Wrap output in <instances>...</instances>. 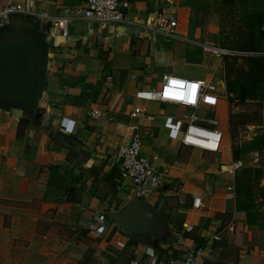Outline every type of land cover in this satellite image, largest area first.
<instances>
[{
  "label": "crops",
  "instance_id": "obj_1",
  "mask_svg": "<svg viewBox=\"0 0 264 264\" xmlns=\"http://www.w3.org/2000/svg\"><path fill=\"white\" fill-rule=\"evenodd\" d=\"M18 1L31 12L47 13L50 19L16 15L7 24H36L47 39L48 55L35 113L25 115L0 105V264H48L51 242L63 245L68 241L65 232L58 233L57 229L72 227L101 248L97 247V251L114 250L123 264H181L199 244L203 251L199 264H264V230L249 227L241 217L242 235L238 229L235 235L219 231L224 227L219 216L234 200V177L239 168L236 163L240 161L232 160L224 83L225 96H208L198 111L204 119L218 121L223 134L218 153L186 147L174 139L175 128L182 124L179 119L183 108L134 96L158 87L164 75H185L164 70L162 60L165 55L169 60L172 54V49L165 52L169 38L154 33L152 27L159 12L174 13L179 25L183 23L186 0H133L125 22L112 27H87L83 20L67 23L69 11L77 8L81 0ZM4 2L0 0V8ZM64 28L66 36L62 35ZM153 77L157 78L151 83L149 78ZM136 106L145 115H155L153 122L144 120L152 137L145 140L143 155L150 160L157 156L153 166L163 173L162 184L151 187L144 198L136 197L131 185L121 181L108 162L128 140L126 126L132 121L129 113ZM93 112L100 116L93 117ZM261 115L260 126H246L259 130L253 137L264 135V103ZM168 118L173 119L171 125ZM20 119L28 120V124L19 138ZM50 135L57 138L51 140ZM67 137L85 140L87 147L95 149V158L104 160L103 170L121 200L119 210L110 200L112 189L105 185L91 192L82 191V197L72 202L47 200L50 174L44 157L48 152L64 153ZM202 154L213 155L214 160L207 161ZM195 197L201 199L199 209L192 206ZM136 198L140 203L137 217L127 227H121L113 215ZM53 211L57 217L51 214ZM99 215L106 217L107 225L94 238L89 233L98 227L95 219ZM127 241L135 242L131 259L124 250ZM36 244H42L38 252ZM37 256L47 259L37 261Z\"/></svg>",
  "mask_w": 264,
  "mask_h": 264
},
{
  "label": "rangeland",
  "instance_id": "obj_2",
  "mask_svg": "<svg viewBox=\"0 0 264 264\" xmlns=\"http://www.w3.org/2000/svg\"><path fill=\"white\" fill-rule=\"evenodd\" d=\"M257 0H186V11L183 23L179 25V34L186 35V37H196V41L207 43L213 47H220L229 50L245 49L249 47L251 40L254 42V32L251 27L245 25L246 17L254 14ZM170 45L165 52L172 49V54L168 55V59L164 56V70H171L179 73H185L186 78L192 77H205L208 78L213 75L215 82V90L211 93L214 96L224 95L223 90L225 83L228 79H246L248 76L253 75L251 70L253 66L245 59L234 58L231 56L219 59L216 56H211L204 53L199 46H192L182 42L175 41V39H168ZM176 42V46L174 47ZM173 44V47L171 45ZM260 47L264 48V39L260 42ZM170 51V52H171ZM237 51V50H236ZM166 61V62H165ZM157 68L153 70L155 73ZM157 77L149 78L151 83ZM226 94V93H225ZM227 97V96H226ZM236 103V101H233ZM234 112L241 111L248 108L250 111L253 107L246 104H238L233 106ZM144 106V105H143ZM151 108V105H150ZM252 126V125H249ZM254 127V126H253ZM259 130H252L249 127H242L238 133L237 144L240 146L241 155L238 165V170L250 167L263 170L264 176V150L257 149L258 145L255 143L257 137H253V133H258ZM253 138V140H251ZM66 150L60 155H53L48 152L44 157L46 167L55 165L59 167L60 173L68 176L70 184L78 182L76 197H82V191H93L100 189L103 185L112 189L110 200L114 201L116 210H119L121 200L116 197L117 188L113 183L108 181L107 176L103 170L104 160L95 158V149L87 147L85 140L74 137H69L64 140ZM36 152V151H35ZM34 153V152H33ZM258 153V154H256ZM94 154V156H93ZM208 156V157H207ZM203 159L213 161L215 156L202 154ZM264 177L259 182V186L252 188L254 195L253 212L258 215L257 223L264 224ZM89 184V185H88ZM88 190H87V189ZM262 188V190H259ZM79 192L81 194H79ZM86 193V192H85ZM85 195V194H84ZM115 198H117L115 200ZM64 196L49 197L47 200L53 203H60L63 201ZM243 203V198L239 199ZM236 201H229L227 203V210L224 214L219 216L221 223L220 233L232 232L235 235L236 229L238 234H243L242 229L239 228L241 217L245 219L246 212L238 210ZM54 217H57L54 215ZM50 215V214H49ZM107 215V214H106ZM65 232L67 243L61 245L54 240L50 244V256L48 264H112V258H116L114 264H123L115 257L114 250L106 248L107 252L97 251V247L84 233H78L75 228L57 229ZM219 235V234H218ZM64 236V235H63ZM91 236V234H90ZM92 237V236H91ZM241 237V236H240ZM55 238V237H53ZM95 238V237H94ZM135 247V242H131ZM42 244H36L35 250L40 251L38 247ZM93 245V246H92ZM232 245V243H231ZM100 250L101 248L98 247ZM103 250V251H105ZM124 250L126 253L131 254L134 250L132 247L125 245ZM37 261L47 259L45 257L37 256ZM109 261V262H108ZM111 261V262H110Z\"/></svg>",
  "mask_w": 264,
  "mask_h": 264
},
{
  "label": "built area",
  "instance_id": "obj_3",
  "mask_svg": "<svg viewBox=\"0 0 264 264\" xmlns=\"http://www.w3.org/2000/svg\"><path fill=\"white\" fill-rule=\"evenodd\" d=\"M133 0H81V4L69 11L71 17L67 18L69 23L74 20H83L87 27L101 25L112 27L121 25L125 22L126 11ZM24 15L35 19H50L45 12H31L23 7L18 0H5L3 7L0 8V28L5 26L8 21L16 16ZM179 22L177 16L170 12H159L155 16L152 31L164 38L179 39L190 45L199 46L204 53L216 56L219 59L224 57H263L264 50L260 52H242L229 50L220 47H213L206 42L196 41V37H186L179 34ZM62 35H67V30L62 29ZM215 90L214 77L211 75L207 79L186 78L181 75H164L160 85L156 88L139 91L134 96L139 100L155 102L159 104L174 105L184 109L180 117L182 124L175 128L174 139L181 145L192 147L202 152L218 153L221 150L223 134L218 129L216 119H204L198 114L203 106L204 100L212 95ZM93 117H99L98 112L92 113ZM131 121L126 129L130 132L128 140L117 148L116 152L110 156L109 165L113 167L121 181L128 182L134 189L138 198H144L150 193V188L160 186L163 182V173L154 168L153 162L157 156L150 160L143 155V147L146 139L152 137V132L145 121L153 122L155 115H145L138 106L134 107L129 113ZM173 119L168 118L167 123L171 125ZM175 121H178L175 119ZM232 196V187L227 189ZM194 209H199L201 199L195 197L192 204ZM98 227L91 229L93 237L100 236V230L107 225L104 215L96 217ZM203 254L202 249L198 248L189 254L181 264H199Z\"/></svg>",
  "mask_w": 264,
  "mask_h": 264
},
{
  "label": "trees",
  "instance_id": "obj_4",
  "mask_svg": "<svg viewBox=\"0 0 264 264\" xmlns=\"http://www.w3.org/2000/svg\"><path fill=\"white\" fill-rule=\"evenodd\" d=\"M255 12L252 16L246 17L245 25L251 27L254 32V42H249V47L245 49H236L242 52H260L264 48L260 47L261 40L264 39V0H257ZM236 58V57H234ZM251 63L253 66L251 72L253 75L248 76L246 79H228L225 81V93L227 96V103L229 107L228 112V133L231 140V153L232 160L237 162L240 160L241 149L237 144V137L240 129L245 126L253 125L260 126L262 124L261 110L264 103V58L263 57H245L243 58ZM236 101V103H233ZM233 106L238 104H246L253 108L249 111L245 108L241 111L234 112ZM79 115V112L77 113ZM28 124V120L20 119L17 127V137L23 135V130ZM51 140L56 139L54 135H50ZM69 138V137H67ZM72 138V137H71ZM255 143L258 145L257 149L264 150V135L256 138ZM46 148L48 149L47 145ZM49 178L47 180L46 195L47 197H60L64 196V201L72 202L75 200L77 192V184H70L68 176L60 173L59 167L55 165L48 166ZM263 177V170L257 168L246 167L236 172L234 177V200L236 201L237 209L246 212L245 219L247 225L257 226L260 230H264V224L257 223L258 215L252 210L254 207V195L252 188L254 185L259 186V182ZM259 190H262L260 188ZM106 196H104L105 198ZM243 198V203L240 198ZM61 202V201H59ZM127 247H133L131 241H127ZM198 248H202L199 244ZM108 250L103 251L107 252ZM117 257V256H115ZM129 259L132 255H128ZM112 264L116 258H112ZM109 262V261H108ZM111 262V261H110Z\"/></svg>",
  "mask_w": 264,
  "mask_h": 264
},
{
  "label": "water",
  "instance_id": "obj_5",
  "mask_svg": "<svg viewBox=\"0 0 264 264\" xmlns=\"http://www.w3.org/2000/svg\"><path fill=\"white\" fill-rule=\"evenodd\" d=\"M48 55L47 39L36 24L31 27L8 25L0 28V105L21 114L33 115L44 82ZM136 198L113 215L116 223L127 227L138 215Z\"/></svg>",
  "mask_w": 264,
  "mask_h": 264
}]
</instances>
